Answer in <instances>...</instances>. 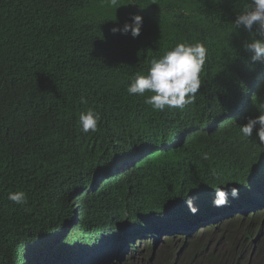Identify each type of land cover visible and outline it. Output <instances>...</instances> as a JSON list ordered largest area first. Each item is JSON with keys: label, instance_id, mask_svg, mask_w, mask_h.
I'll return each instance as SVG.
<instances>
[{"label": "trees", "instance_id": "16d2710c", "mask_svg": "<svg viewBox=\"0 0 264 264\" xmlns=\"http://www.w3.org/2000/svg\"><path fill=\"white\" fill-rule=\"evenodd\" d=\"M231 1L0 0V259L33 264L51 258L68 228L55 213L57 197L69 215L78 212L72 227L84 232L108 190L90 187L103 168L112 173L123 159L129 168L115 183L120 191L133 187L140 197L137 188L149 184L158 197L163 191L164 207L171 205L166 187L182 188L184 174L202 175L203 158L187 154L206 152L203 140L193 138L161 156L149 153L156 147L151 141L170 138L159 111L145 103L151 93L129 95L127 87L176 44L198 41L207 49L205 92L234 100L252 62L243 47L248 33L216 23ZM136 15L142 17L138 36L111 31ZM88 110L101 116L98 131L80 133L79 116ZM81 136L91 137L93 153L76 152ZM14 191L25 192L26 205L8 199ZM263 217H235L186 242L167 240L152 264H264Z\"/></svg>", "mask_w": 264, "mask_h": 264}, {"label": "clouds", "instance_id": "9594fccd", "mask_svg": "<svg viewBox=\"0 0 264 264\" xmlns=\"http://www.w3.org/2000/svg\"><path fill=\"white\" fill-rule=\"evenodd\" d=\"M110 3L115 5L117 0ZM230 4L221 11L225 12L216 23L222 26L231 23L235 29L242 28L248 33L243 47L251 54L252 62L249 72L240 75L241 90L234 100L226 102L214 93L205 92L207 49L198 41L176 44L153 59L147 74H136L127 87L129 95L151 93L145 103L159 111L162 131L170 138L168 142L151 141L156 147L149 149V153L160 151L158 156H161L193 138L196 142L203 140L206 152L187 154L203 158L206 165L202 175L184 174L179 177L183 179L182 188L178 184L174 189L166 187V201L171 205L164 207L159 204L163 191L158 197L159 192L149 184L146 190L137 188L140 197L133 187H127L124 194L120 191L115 183L129 168L123 158L114 172H110V166L103 168L90 188L95 192L108 190L105 199L96 202L93 209L96 213L91 214L85 231L74 230L71 220L78 212L69 215L57 197L55 213L62 218L59 223L68 228L51 258L33 264H139L141 261L152 264L167 240L186 242L220 222L264 215V0H232ZM141 25L142 17L136 15L131 24L113 27L111 31L130 32L136 37ZM81 102L86 100L81 97ZM175 112L182 118L171 114ZM100 120V114L93 110L82 112L79 132L95 133ZM74 142H78V154L93 153L91 137L81 136ZM149 153L137 156L142 158ZM132 169H137L136 164ZM164 187L165 179L160 188L164 190ZM83 194L81 188L80 198ZM8 199L17 205L28 202L23 191L10 192ZM240 203L244 205L237 208ZM68 206L74 210V200L68 201ZM0 264H8L6 255Z\"/></svg>", "mask_w": 264, "mask_h": 264}, {"label": "rangeland", "instance_id": "374dc122", "mask_svg": "<svg viewBox=\"0 0 264 264\" xmlns=\"http://www.w3.org/2000/svg\"><path fill=\"white\" fill-rule=\"evenodd\" d=\"M139 264H147L145 261H141Z\"/></svg>", "mask_w": 264, "mask_h": 264}]
</instances>
